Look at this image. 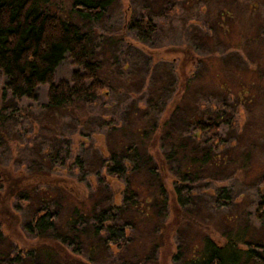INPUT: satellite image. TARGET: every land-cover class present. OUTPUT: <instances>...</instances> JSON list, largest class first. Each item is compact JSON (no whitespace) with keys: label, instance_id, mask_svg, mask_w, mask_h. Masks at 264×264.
<instances>
[{"label":"rangeland","instance_id":"rangeland-1","mask_svg":"<svg viewBox=\"0 0 264 264\" xmlns=\"http://www.w3.org/2000/svg\"><path fill=\"white\" fill-rule=\"evenodd\" d=\"M72 3L48 7L87 33L103 88L93 101L50 109L48 86L36 100H14L0 72V258L87 264L72 229L93 208L110 210L119 228L130 224L126 248L102 254L98 244L95 264H182L200 257L207 238L238 241L242 251L248 243L264 258L255 217L264 192V0H117L94 20ZM145 17L155 31L140 41L130 28ZM75 70L65 57L55 81ZM210 122L216 141L194 129ZM122 163L130 170L120 177L105 168ZM185 186L191 198L180 207L176 188ZM44 210L56 229L36 237L26 226ZM87 241L93 248L95 238ZM240 255V264H258Z\"/></svg>","mask_w":264,"mask_h":264},{"label":"trees","instance_id":"trees-1","mask_svg":"<svg viewBox=\"0 0 264 264\" xmlns=\"http://www.w3.org/2000/svg\"><path fill=\"white\" fill-rule=\"evenodd\" d=\"M116 1L73 0L72 4L73 10L84 19L94 20L101 17ZM50 2L51 0H0V72L7 79L4 92L14 100L22 98L36 100V88L46 85L48 86L46 108L50 109H59L78 100L93 101L102 90L103 84L97 77L98 65L89 57L88 35L76 24L68 23L52 13L48 7ZM130 29L137 39L146 41L149 34L155 31V26L145 17L135 20ZM65 57L71 59L72 65L81 70H75L69 81L56 82L55 71ZM194 129L198 132L207 130L212 140H218L217 122L197 123ZM191 155V161L195 162L197 154ZM204 157L206 163L211 158L210 151L205 150ZM124 159L127 158L123 157ZM116 165L114 170L105 166L114 177L126 175L130 170L127 164ZM182 179L183 182L190 180L186 174ZM10 194H14L12 188ZM21 195L19 194L20 201L23 200ZM176 196L178 205L186 207L191 198L190 189L186 186L176 188ZM261 196L262 199L255 209V217L264 225V192ZM226 198L223 196V199ZM81 218L83 220L78 222L79 228L73 227L72 231L81 248L89 251L87 254L89 264H95L94 255L98 251L103 254V250L104 252L110 250L114 255L128 245L130 232L127 229L129 230L130 224H124V228H119L114 224V215L110 210L93 208L87 217L82 214ZM55 221L56 215L44 210L35 216L33 224L27 225L26 228H29V232L36 231L33 233L40 237L56 229ZM1 235L0 231L2 239ZM92 238L96 241L93 248L87 241ZM98 244L100 247H97ZM237 245L238 241L231 240L225 246H217L207 238L203 241L200 257L187 259L182 264H240L241 253L251 255L258 264H264V258L257 252H252L251 245L246 243L248 246L246 251L238 250ZM96 247L99 248L98 251ZM75 251L80 254L78 253L80 251ZM15 261L20 262L16 257L11 258L10 254L0 258V264H13Z\"/></svg>","mask_w":264,"mask_h":264}]
</instances>
